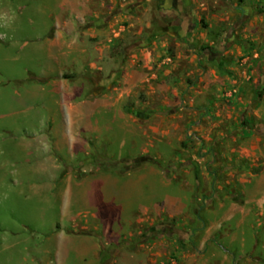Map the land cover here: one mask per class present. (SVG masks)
Masks as SVG:
<instances>
[{
  "label": "rangeland",
  "instance_id": "obj_1",
  "mask_svg": "<svg viewBox=\"0 0 264 264\" xmlns=\"http://www.w3.org/2000/svg\"><path fill=\"white\" fill-rule=\"evenodd\" d=\"M262 173L264 0H0V264H57L60 231L99 264H264ZM97 179L117 220L62 223Z\"/></svg>",
  "mask_w": 264,
  "mask_h": 264
},
{
  "label": "crops",
  "instance_id": "obj_2",
  "mask_svg": "<svg viewBox=\"0 0 264 264\" xmlns=\"http://www.w3.org/2000/svg\"><path fill=\"white\" fill-rule=\"evenodd\" d=\"M156 172H153V170L151 169V171L144 172L141 175H144V179L147 180V176L149 175V183H148V189H149V198L145 196L144 198V203L145 205H139L138 207H136V210H139L140 212H142L144 215H151L152 212L155 210L157 211L158 209H154V205H153V201H152V176L155 175ZM264 173L258 175L255 177L256 182L254 184V188H255V196L256 200H252L249 197V191L246 190L245 187L242 188H238L237 191L241 194H243L245 196L244 202L242 205H240V212L242 213V217L241 219H243L244 217H248L250 215V212L252 210H256V212H260V214H264V184H263V176ZM140 175V176H141ZM157 175V174H156ZM254 178V177H253ZM142 179V178H141ZM147 182V181H146ZM86 184V188L87 190L84 192L82 185ZM78 186H81V189L78 191H74L71 189H67V200L70 199L71 197V205L69 203L66 202L65 208H64V216L62 217V223H65L67 226H74L76 225L78 222H76L75 219L73 218H68L69 213L68 211H72V209H74L76 206V204L78 205L76 208L79 210H82V208H80V203H83L84 206H87L89 211H91V216H93L95 219L98 220H102V218L106 217V213L108 214L107 216L109 217V219H114L117 220L118 218V214L120 213V211H123L124 209L122 208L121 205H119V207L114 206V205H110L109 202L114 201L115 199H113V197H109L108 195L105 193V183L102 180L97 179L96 181H88V183L82 182L80 184H78ZM246 190V191H245ZM112 196H114V194H112ZM72 197H73V202L74 200L77 202L72 203ZM106 197L108 198V202H106ZM116 201V200H115ZM161 205H160V209H159V214L164 213L165 211H167V204H164L162 201ZM254 202V203H253ZM253 203V204H252ZM70 205V206H69ZM156 206H159L158 204H156ZM236 209V205L235 204H231L230 208L228 209L229 212L231 213L230 218L231 219V224H234L237 222V219L240 217L239 214L237 213H232L233 210ZM158 214V215H159ZM112 217V218H111ZM245 219V218H244ZM250 221L253 220L249 219ZM59 225L61 226L60 222ZM254 224L252 223L251 226H253ZM259 224H257L258 226ZM254 227V226H253ZM76 238V239H75ZM75 238H66L65 234L63 231H60L58 233H55L54 236L51 238L50 241L56 242L60 245V247L56 250L55 255L57 258L56 263L57 264H65L66 260L65 257L63 256V253H67L68 251H70L71 253H73L75 256H77L80 259H84L86 264H99V253H98V246L96 244L97 240L94 239V237H82V236H75ZM49 241V240H48ZM224 241H229V245H231L234 240L231 238V240L229 238H225ZM264 242V241H263ZM205 241H201L202 246H204ZM262 247L264 248V244H261L260 239H255L252 243V251L254 252L253 255L256 254V251L258 249V247ZM47 251V250H46ZM47 252H50L49 250ZM129 256H127L125 253H120V255L118 256V264H141L140 261L138 259H136L138 256H136L137 254L134 252H130L128 253ZM47 254H45L42 258L44 259V257H46ZM47 258V257H46ZM132 259V260H130ZM70 260V257L69 259ZM129 262V263H127ZM247 262L250 263V259H247Z\"/></svg>",
  "mask_w": 264,
  "mask_h": 264
},
{
  "label": "trees",
  "instance_id": "obj_3",
  "mask_svg": "<svg viewBox=\"0 0 264 264\" xmlns=\"http://www.w3.org/2000/svg\"><path fill=\"white\" fill-rule=\"evenodd\" d=\"M136 164H138V162H137ZM103 260H104V259L102 258L101 262H103Z\"/></svg>",
  "mask_w": 264,
  "mask_h": 264
}]
</instances>
